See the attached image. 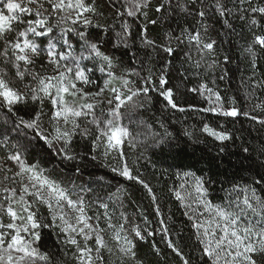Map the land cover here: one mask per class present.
<instances>
[{
  "label": "snow or ice",
  "instance_id": "6c2138e0",
  "mask_svg": "<svg viewBox=\"0 0 264 264\" xmlns=\"http://www.w3.org/2000/svg\"><path fill=\"white\" fill-rule=\"evenodd\" d=\"M197 2L176 0L173 4V0H166L157 6V12L171 15L179 9L185 15L199 18L198 27L185 26L175 34L170 30L165 34L167 43L157 45L147 38V25L157 23L148 18L146 11L151 0H123V10L113 0L112 6L116 8L121 31L112 47H128L132 25L126 17L136 18L139 14L146 21L142 39L145 46L159 47L168 55L174 54L182 43L192 46L199 54V59L193 61V67L199 69L206 56L215 54L216 42L205 41L202 37V30L207 31V25L203 23L207 13L205 0H199L201 7L193 12ZM245 4L248 7H244ZM212 7L221 16L233 11L221 0H214ZM235 10L239 19L249 25L252 40L246 52L255 68L258 50L264 52V5L254 4L253 0H238ZM100 15L102 13L98 12L95 0H0V108L7 109L16 117V132L31 130L34 138L43 140L67 160H75L78 156L71 149L75 136L93 137L94 150L102 149L105 157L115 154L113 158H121L120 167H114L112 171L143 185L155 202L157 197L153 189L139 175H133L128 166L124 146L135 147L137 141L130 128L123 123L125 113L122 109L144 107L140 98L143 96L150 101V93L163 97L173 109L182 112L185 109L177 103L175 93L178 89L168 86L171 62L166 60L158 74L150 68L144 75L134 68H121V61L106 50L108 41L92 37L88 32L92 26L105 31L117 26L101 25L99 20L94 19ZM225 24L231 27L227 19ZM73 39L77 43H73ZM173 39L176 48L171 45ZM185 55L192 59L190 53ZM41 60L43 63H38ZM217 64L213 60L207 67ZM96 71L105 74L102 84L92 79ZM133 76L137 79H132ZM88 86L98 90L86 91ZM200 90H206L209 98L215 95L217 103L222 99L219 92L209 89L207 84H201L199 89H190L192 92ZM46 101L51 105L47 128L42 119ZM20 107L25 110L33 107L34 111L25 119L16 112ZM204 111H220L229 117L241 114L234 106L227 110L221 106ZM243 115L248 116L249 113L244 112ZM251 119L264 124V119L259 117L252 116ZM81 120L92 128H82ZM203 131L219 141L231 139L230 133L217 131L208 124L204 125ZM2 142L6 149L10 145V150L6 156H0V264H37L38 261L50 264L48 254L38 247L40 229L44 227L39 215L42 205L51 215L48 226L56 223L65 235L63 243L75 248L72 255L76 264H125L127 258L135 261L136 238L146 240L153 235L152 232H143L139 225L126 229L128 218L123 213L121 220L124 222L113 223L107 203L100 205L105 209L103 219L106 222V227H101V216L87 214L89 205L82 196L77 195L74 199L69 189L45 174L46 170L39 161H29L26 145L12 142L7 134L3 135ZM163 142L162 138L158 141ZM4 160L10 161L11 165L3 163ZM183 176L193 178L194 202L204 209L203 212L199 208L195 211L193 228L196 229L197 241L202 245L201 257L206 264H264V195L258 194L253 185L234 184L227 190L224 201L214 204L208 199L209 190L205 186L211 183L210 180L193 172H184ZM254 183L264 185V176ZM180 188L184 189L185 185L181 184ZM174 191L181 201L193 195L191 191L185 192V195L179 190ZM156 211L159 212V206ZM144 219L147 220V217ZM162 231L167 233V227ZM108 232L115 248L105 239ZM167 244L181 258L182 264H191V260L171 239L167 240ZM156 251L159 252V249ZM105 252L109 260L105 259ZM136 264L142 262L136 261Z\"/></svg>",
  "mask_w": 264,
  "mask_h": 264
},
{
  "label": "trees",
  "instance_id": "16d2710c",
  "mask_svg": "<svg viewBox=\"0 0 264 264\" xmlns=\"http://www.w3.org/2000/svg\"><path fill=\"white\" fill-rule=\"evenodd\" d=\"M115 2L123 10V0ZM164 2L166 0H151L146 9L148 18L157 21L155 25H147V38L154 40L157 45L167 43L165 34L170 30L175 34L185 26H199L198 17L185 15L179 9H175L171 15L163 11L157 12V6ZM221 2L233 9L231 14L221 16L212 7L214 0H205L207 16L203 23L207 25V31L202 30L201 34L205 41L216 42L215 54L206 56L197 69L193 67V61L199 59V54L192 46L182 43L172 55L166 54L159 47L153 49L145 46L142 39L146 21L139 14L136 18L126 17L132 25L128 47H112L121 31L116 8L112 6L113 0H95L97 10L102 15L94 19L104 26H117L109 27L107 31L92 26L88 29L89 34L108 41L106 50L121 61V68H134L142 75L150 68L153 73L158 74L165 61H170L168 86L178 89L175 93L177 103L185 109L182 112L171 108L163 97L155 93H150V101L143 96L140 98L144 101L142 108L122 109L125 113L123 123L130 128L137 141L135 147L127 144L124 146L128 166L133 175H139L153 189L157 197L155 202L143 185L112 171V168L120 167L121 158H113L115 154L105 157L102 149L94 150L93 137L75 136L71 149L78 156L75 160H67L62 154H57L54 148H49L43 140L34 138L31 130L16 132V117L7 109L0 108V136L7 134L12 142L19 141L26 145L29 161H39L46 170L45 174L69 189L74 199L77 195L82 196L89 205L88 215L101 216V227H106V222L103 219L105 209L100 205L107 203V211L113 217V223H123V213L128 218L126 229L139 225L143 232L153 233L143 241L136 238L135 261L127 258L125 264H136V261L142 264H182L181 258L168 246V239L182 250L191 264H206L201 257L202 245L197 241L196 229L193 228L195 209L188 199L181 201L175 196L174 190L179 189V180L184 172H193L196 176L211 181L205 186L209 190V199L214 204L223 202L227 190L234 184L253 185L258 194L264 195V185L254 183L264 176V124L251 119L252 116L264 119V52L258 50L256 67L253 68L252 59L246 52L252 35L247 22L240 20L235 10L238 0ZM175 3L176 0H173V4ZM253 3L264 5V0H253ZM199 7L201 5L198 0L193 6V12ZM244 7L248 5L245 4ZM226 19L231 27L225 24ZM73 43H77L75 39ZM171 45L177 47L174 39ZM185 53H190L192 59L189 60ZM225 57L228 59L225 60ZM213 60L218 64L212 68L207 67ZM132 79L137 78L133 76ZM137 83L139 84L138 80ZM201 84H207L209 89L219 92L221 101L217 103L215 95L209 98L206 90L190 91L192 88L199 89ZM221 106L225 110L237 107L241 114L229 117L220 111H204ZM43 107L45 115L42 119L47 128L51 105L46 101ZM32 111L33 107L27 110L23 107L16 109L25 119L29 118ZM244 112L249 115H243ZM80 123L82 128H92L83 120ZM205 124L217 131L230 133L231 139H215L203 131ZM161 138L164 142L158 143ZM1 146L2 144L0 148ZM244 149L248 151L245 152ZM2 150L0 156H6L8 150ZM157 206L159 212L156 211ZM39 215L44 222V227L40 229L39 250L48 254L50 264H76L72 255L75 248L63 243L65 235L60 232L56 223L48 226L51 215L46 206L39 207ZM165 226L167 233L162 231ZM105 239L115 248V243L110 240V232L105 233ZM157 248L159 252L156 251ZM105 259H110L106 252Z\"/></svg>",
  "mask_w": 264,
  "mask_h": 264
},
{
  "label": "rangeland",
  "instance_id": "374dc122",
  "mask_svg": "<svg viewBox=\"0 0 264 264\" xmlns=\"http://www.w3.org/2000/svg\"><path fill=\"white\" fill-rule=\"evenodd\" d=\"M33 7H35V5H32ZM77 50H79V48H77ZM38 63H43V61L41 60V61H38ZM105 74L104 73H101V72H99V71H96V73H95V75L92 77V79H94V80H96L98 83H100V84H102V77L104 76ZM22 87V86H21ZM86 91H92V92H95V91H97L98 89L96 88V87H92V86H88V87H86V89H85ZM106 96L108 95L107 93L105 94ZM69 99H71V98H69ZM3 135H1L0 136V144H2V146H1V148H0V150H2V149H5V150H10V148L9 149H6L5 147H4V144H3ZM3 151V150H2ZM7 151V152H8ZM5 161V160H4ZM3 161V162H4ZM6 164H8V165H11V162L10 161H8V163H6ZM180 185L181 184H184L185 185V188L184 189H181L180 187H179V191H181V194L182 195H185V192H187V191H191L192 193H193V195L191 196V197H186V199H188L189 201H190V203H191V206H193L194 207V209H195V211L199 208V211H201V212H203L204 211V209L202 208V206H199L198 204H196L194 201H195V192H194V180H193V178L192 177H187V178H185L183 175H181V177H180ZM208 199H209V196H208ZM88 214V213H87Z\"/></svg>",
  "mask_w": 264,
  "mask_h": 264
}]
</instances>
